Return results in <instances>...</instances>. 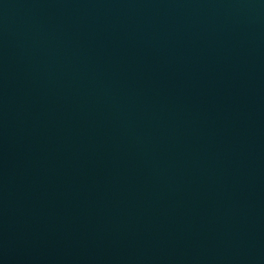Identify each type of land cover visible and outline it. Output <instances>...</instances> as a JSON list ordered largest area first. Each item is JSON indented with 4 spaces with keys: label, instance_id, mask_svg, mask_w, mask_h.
I'll list each match as a JSON object with an SVG mask.
<instances>
[{
    "label": "water",
    "instance_id": "1",
    "mask_svg": "<svg viewBox=\"0 0 264 264\" xmlns=\"http://www.w3.org/2000/svg\"><path fill=\"white\" fill-rule=\"evenodd\" d=\"M0 264H264V0H0Z\"/></svg>",
    "mask_w": 264,
    "mask_h": 264
}]
</instances>
